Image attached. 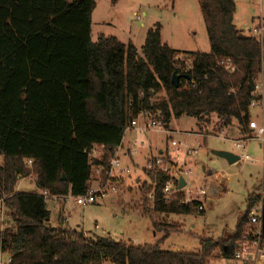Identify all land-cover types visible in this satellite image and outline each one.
I'll list each match as a JSON object with an SVG mask.
<instances>
[{"label": "trees", "instance_id": "1", "mask_svg": "<svg viewBox=\"0 0 264 264\" xmlns=\"http://www.w3.org/2000/svg\"><path fill=\"white\" fill-rule=\"evenodd\" d=\"M198 1L209 53L173 50L158 23L148 29L140 50L115 37L102 35L94 42L96 0H0V247L10 264H212L217 253L234 259L260 194L248 195L232 236L202 237L198 253L163 249L176 228L160 216H205L166 203L160 191L164 175L156 178L153 203L146 199L152 187L142 186L143 216L163 234L153 245L51 227L47 208L49 198L86 193L92 165L85 151L103 146L105 164L141 112L156 113L166 130L173 119L188 117L200 134L236 126L242 139L252 137L254 78L262 71L264 76V48L236 28L235 0ZM174 74L190 79L175 87ZM29 177L39 191L18 192L19 181ZM262 228L264 240V211Z\"/></svg>", "mask_w": 264, "mask_h": 264}, {"label": "rangeland", "instance_id": "2", "mask_svg": "<svg viewBox=\"0 0 264 264\" xmlns=\"http://www.w3.org/2000/svg\"><path fill=\"white\" fill-rule=\"evenodd\" d=\"M235 1L234 24L238 30L251 35L249 30L258 24L264 0ZM157 23L163 28V42L173 50L210 52L198 0H117L116 3L112 0H99L92 14V40L96 42L102 35L115 37L123 44L133 43L140 50L145 44L148 29ZM186 63L190 66L189 61ZM259 109H251V121H259ZM222 131L225 139L220 136ZM169 132L174 133V139H186L187 133H197L195 120L188 117L173 119ZM201 135L202 138L193 137L189 141L192 146H201L200 152L191 162V181L193 189L198 191L205 188L209 193L205 200V216H160V222L176 228L163 245V249L167 251L198 253L200 238L218 240L232 236L239 217L247 209L248 195L262 192L263 150L257 140L246 144V153L256 160L255 163L240 160L230 165L225 159L216 156L215 152H230L239 156L240 153L234 147V142L243 140L238 128H216L211 135ZM251 136L253 138L254 134ZM145 138L147 141L141 148L143 153L149 147L155 153V149L164 148L171 141L165 130L152 132ZM135 161V164L144 165L143 157H138ZM132 172L131 177L121 180L118 194L110 195L95 205L80 207L65 197L58 201L54 200L55 197L47 199L50 226L80 229L87 238L92 239L110 237L131 244H155L163 238V234L154 232L152 221L143 216L141 206L144 198L142 186L149 178L139 169H133ZM137 180H140L139 183ZM90 185H95L94 181ZM216 189H220L219 194L212 195ZM17 191L36 193L39 190L34 177H29L19 181ZM3 221L4 216L0 212V232L4 227ZM0 256L3 259L7 257L1 251ZM215 256L212 264H241L234 259H223L219 253ZM105 264L111 262L107 261Z\"/></svg>", "mask_w": 264, "mask_h": 264}, {"label": "built area", "instance_id": "3", "mask_svg": "<svg viewBox=\"0 0 264 264\" xmlns=\"http://www.w3.org/2000/svg\"><path fill=\"white\" fill-rule=\"evenodd\" d=\"M251 36L258 40L259 44L264 48V21L259 23L250 31ZM224 64V63H222ZM230 66V61L225 63ZM264 66V60H262ZM253 96L257 97L258 101L251 104V108H260L261 121H250L249 129L253 131V138H246L241 141L234 142V147L240 152L241 160L245 162L255 163L247 153L246 144L252 140H257L263 150V184L260 199L255 202L250 208L248 219L249 224L242 234L240 240L237 242L234 260L241 264H264V240L262 236V219L264 211V76L263 71L258 77L254 78ZM165 130L170 144L164 148L155 149L153 153L152 148L145 153L141 151L144 146L146 136L152 132H162ZM174 133L167 131L163 123L158 119L157 114L152 111H144L139 113L127 125L124 137L121 144L116 149L114 155L102 164L105 156V149L103 146L94 145L85 151L89 161L91 162L92 175L89 182V188L83 195L66 196L68 200L80 207L88 205H95L108 196H115L118 194L119 185L125 177L133 175V169H139L141 173H150L154 177V182L151 181L147 175V182L152 187L151 191L146 195V199L153 203L156 199L157 190V176L164 175L166 181L161 187L160 191L166 203L177 202L179 207L193 208L196 212H205V200L209 193L207 189L200 188L198 191L192 187L193 171L191 169V162L198 155L201 146H192L190 141L193 137L202 138L200 133H187L186 139H174ZM199 134V135H197ZM202 136V137H201ZM220 136L225 139L223 131ZM138 157H143L144 165L135 166L133 160ZM131 162L132 167L126 162ZM98 162L97 164H95ZM31 164V162H28ZM185 181V186L180 188V181ZM94 181L95 185H90ZM139 183V180H137ZM220 189L213 191L212 195L219 194ZM56 198V197H55ZM0 212L4 216L3 200L0 201ZM11 258L3 259L0 256V264H10Z\"/></svg>", "mask_w": 264, "mask_h": 264}, {"label": "water", "instance_id": "4", "mask_svg": "<svg viewBox=\"0 0 264 264\" xmlns=\"http://www.w3.org/2000/svg\"><path fill=\"white\" fill-rule=\"evenodd\" d=\"M181 79H187L189 80L190 77L188 75H177V74H174L173 77H172V83L175 87H178L179 86V81ZM215 155L220 157V158H223L225 159L230 165H233L237 162H239L241 160L240 156L234 154V153H230V152H215ZM62 180H66V177L65 175H63L62 177ZM185 186V181L182 179L180 181V188L184 187Z\"/></svg>", "mask_w": 264, "mask_h": 264}, {"label": "crops", "instance_id": "5", "mask_svg": "<svg viewBox=\"0 0 264 264\" xmlns=\"http://www.w3.org/2000/svg\"><path fill=\"white\" fill-rule=\"evenodd\" d=\"M99 0H96V3L98 2ZM238 1V0H237ZM236 14V13H235ZM234 19H235V17H234ZM259 21H264V7H263V5L261 6V15H260V19H258V23H259ZM252 29H250L249 30V32L251 31ZM258 109V108H257ZM260 110V109H259ZM257 122H260L261 121V113H260V118H259V121L258 120H256ZM238 141H241V139L240 140H238ZM239 152V151H238ZM240 153V152H239ZM255 160V159H254ZM255 162H256V160H255ZM128 163V165H132V163L131 162H127ZM134 163H136V161L135 160H133V164ZM135 166H141V165H139V164H134ZM61 199H64V198H55L54 200H61ZM64 228H68V229H70L69 227H64ZM72 230V229H71ZM75 230H77V231H81L80 229H75ZM84 232V231H83ZM134 245H139V243L138 242H136V244H134ZM0 251H1V247H0ZM2 254V253H1ZM7 258V257H6Z\"/></svg>", "mask_w": 264, "mask_h": 264}]
</instances>
